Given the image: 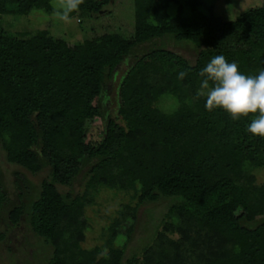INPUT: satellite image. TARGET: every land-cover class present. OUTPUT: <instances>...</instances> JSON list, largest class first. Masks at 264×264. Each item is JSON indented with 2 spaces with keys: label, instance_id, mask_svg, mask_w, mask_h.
<instances>
[{
  "label": "trees",
  "instance_id": "obj_1",
  "mask_svg": "<svg viewBox=\"0 0 264 264\" xmlns=\"http://www.w3.org/2000/svg\"><path fill=\"white\" fill-rule=\"evenodd\" d=\"M72 1L71 12L82 17L111 10V0ZM176 1L135 0L128 39L104 33L71 42L47 29L16 36L0 29V138L11 163L33 173L42 161L51 168L27 213L33 231L53 246L49 264H264V184L252 174L264 165V137L247 131L252 116L234 121L222 109L209 112L197 96L199 72L215 55L246 75L264 69V6L233 20H186L170 17ZM35 9L51 12V0H0V15ZM165 36L193 44L196 62L162 47L138 57L120 86L123 123L108 117L102 140L87 142V123L105 117L102 95L115 71L138 46ZM165 94L180 103L173 112L155 106ZM88 161L84 193L62 192L59 185H72ZM101 184L138 190L140 204L170 201L166 217L180 224L166 222L142 258L125 259L118 247L83 248L85 209ZM7 199L0 184V214ZM24 209L10 210L14 225ZM173 231L181 238L168 236Z\"/></svg>",
  "mask_w": 264,
  "mask_h": 264
},
{
  "label": "rangeland",
  "instance_id": "obj_2",
  "mask_svg": "<svg viewBox=\"0 0 264 264\" xmlns=\"http://www.w3.org/2000/svg\"><path fill=\"white\" fill-rule=\"evenodd\" d=\"M51 3L53 6L51 12L35 9L25 15H0V29L11 36L21 33L31 35L40 29H47L54 37L71 42L84 41L104 33L117 34L124 39L134 35L135 0H111L109 12H103L100 16L83 17L79 13L71 12L76 10L72 0H51ZM262 6L264 0H178L170 4L168 11L171 18L194 20L208 16L226 21L237 18L250 8ZM155 47L173 50L191 63H195L198 58L199 50L193 44L178 41L171 36L157 38L138 46L134 54L123 61L107 82L101 101L105 117L96 116L87 123L85 129L87 142L102 140L108 117L123 123L119 114L122 80L137 58ZM179 105V101L172 94H165L155 102V106L168 113L173 112ZM35 149L40 153L39 147ZM42 163L44 167L38 173L11 163L7 159V152L0 138V184L8 194L0 214V264H49L52 257L53 246L33 231L27 217L32 201L40 193L42 181L49 177L51 172L47 163L45 161ZM92 163L93 161H88L82 167L72 185H59L60 190L72 196L83 194ZM252 174L255 184H264V165L252 169ZM139 193L138 190L105 184L93 189L91 203L85 209L89 227L85 231L82 247L92 249L98 246L105 252L109 246L118 247L125 249V259L135 253L142 258L143 249L152 243L157 231L164 229L166 222L180 224L179 218L166 217L170 201L140 204ZM19 204L25 205V214L19 223L14 225L9 219V212ZM241 212L239 209L237 214ZM122 215L124 216L122 222L115 224ZM245 224L255 226L256 222ZM130 227H133V230L128 235ZM167 234L173 239L181 238L179 231Z\"/></svg>",
  "mask_w": 264,
  "mask_h": 264
},
{
  "label": "clouds",
  "instance_id": "obj_3",
  "mask_svg": "<svg viewBox=\"0 0 264 264\" xmlns=\"http://www.w3.org/2000/svg\"><path fill=\"white\" fill-rule=\"evenodd\" d=\"M177 75L183 80L187 72L181 70ZM199 76L197 96L205 97V108L209 112L222 109L234 121L252 116L247 131L264 137V69L246 75L237 62H229L218 54L206 63Z\"/></svg>",
  "mask_w": 264,
  "mask_h": 264
}]
</instances>
